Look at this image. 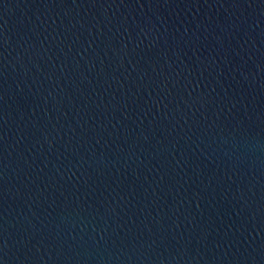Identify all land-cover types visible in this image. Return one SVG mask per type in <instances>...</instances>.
I'll return each instance as SVG.
<instances>
[{
    "label": "water",
    "instance_id": "1",
    "mask_svg": "<svg viewBox=\"0 0 264 264\" xmlns=\"http://www.w3.org/2000/svg\"><path fill=\"white\" fill-rule=\"evenodd\" d=\"M0 264H264V0H0Z\"/></svg>",
    "mask_w": 264,
    "mask_h": 264
}]
</instances>
